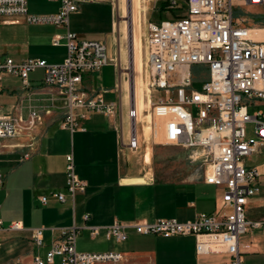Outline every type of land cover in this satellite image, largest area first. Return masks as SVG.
Instances as JSON below:
<instances>
[{"label": "built area", "instance_id": "built-area-1", "mask_svg": "<svg viewBox=\"0 0 264 264\" xmlns=\"http://www.w3.org/2000/svg\"><path fill=\"white\" fill-rule=\"evenodd\" d=\"M57 1L59 8L52 14H30L27 0H0V19L21 20L28 25H48L64 29L53 35L51 43L59 46L64 40L66 57L59 64L28 58L15 61L0 56V82L3 77H18L23 87L28 86L31 73L42 71V83L52 88L64 103L62 126L70 131L83 130L81 122L92 113L107 116L122 109L120 79L114 86L119 101H106L101 94L87 91L82 83L83 74L101 70L104 66L118 67L110 59L104 42L79 39L69 29V17L78 11V0ZM183 3V4H182ZM264 0H168L169 10L184 13L158 22H148L145 35V114L149 116L150 130L157 132L161 122L163 144L184 148L191 160L203 165V181L220 189V206L214 213H199L192 219L179 221L161 218L152 222L114 221L106 226H77L64 228L51 239L44 257L36 253L31 264H107L123 259L121 252L105 251L82 253L76 249V237L88 230L91 237L102 231L106 240L122 243L130 231L142 235L194 236L195 251L199 256L225 253L233 264H241L240 236L260 230L264 233V217L250 220L245 207L249 198L258 194L259 173L248 167L246 159L264 145V121L250 114L249 105L264 101V39L250 28L246 19L234 17L235 8L263 4ZM197 68L196 72L193 69ZM195 84H200L198 89ZM153 92L161 94L152 100ZM128 101L129 136L123 140L122 125L117 127L121 147L135 152L139 147L136 125L140 113L134 92ZM47 112V111H46ZM40 120L37 109L31 108L27 118L0 117V153L3 142L22 129H32ZM247 125H251L250 136ZM29 154L23 155L27 159ZM65 191H52L41 196L45 205L49 198L64 203L69 196L74 201L77 193L84 192L87 183L75 173L72 153L65 156ZM3 185L0 173V188ZM89 214H83L84 222ZM0 221V232L3 229ZM5 230H23L19 222H11ZM45 228L31 230V240L37 249L43 247ZM53 232V229H51ZM1 245V241H0ZM7 264V263H0ZM14 264H21L20 262Z\"/></svg>", "mask_w": 264, "mask_h": 264}, {"label": "crops", "instance_id": "crops-1", "mask_svg": "<svg viewBox=\"0 0 264 264\" xmlns=\"http://www.w3.org/2000/svg\"><path fill=\"white\" fill-rule=\"evenodd\" d=\"M78 1H81L78 9L82 3H106L111 5V11L115 8L118 13L122 14V4L127 5L126 0ZM53 2H56L57 6L52 13H56L59 3ZM243 8H246L253 18L251 24L246 20L248 27L264 28V3ZM28 12H30L29 6ZM78 15L80 12L70 15L69 29L79 39H95L96 37L89 34L86 28L77 24ZM111 24L113 25L114 22L112 21ZM117 27L115 52H109L105 41L95 40L105 43L108 57L116 59L118 67L108 65L97 72L83 74L82 83L87 91L101 94L106 101H119V95L114 91V86L120 79L122 109L117 110L111 116L101 113L90 114L81 122L83 130L72 132L62 126L64 103L61 100H55L53 106L49 107L50 97H56V94L52 88L43 85L41 70L30 74L27 87H23L20 79L14 76L6 75L0 82V117L18 116L25 120L31 108L38 109L40 114V120L32 129H22L13 137L4 140L0 153V173L1 169L4 170V173H1L2 179L3 175H8L10 188L14 184V177L11 176L16 171L22 170L25 177L24 186L18 196L20 204H16L18 201H12L11 204L9 200L8 203L7 201L4 203V208L7 209L13 208L14 204L21 206L23 213L10 220L19 222L23 230L7 231L5 228L10 223H3L4 230L0 232L2 234L0 263L31 264L32 257L36 253L44 257L52 238L58 236L62 229L69 228L73 224L77 225L78 209L82 212V216L89 214L90 218L86 222L80 218L82 224L77 226H106L114 221L152 222L161 218L185 221L199 213H214L220 206V189L203 181V169L196 168L199 162L190 159L189 151L184 152V173L177 174L174 178L162 179L160 171L166 168L158 169L151 165L154 153H157L159 158L165 155L166 159H172V152L155 151L153 145L147 144L146 114L143 112L145 108L142 109L136 125L138 149L132 152L126 147H120L117 131L120 123L124 143H127L129 136L130 122L127 109L130 95H132L134 63L131 36L128 34V48L123 29L125 26L118 21ZM1 30L0 56H8L15 61L28 58L41 59L50 64H59L66 57L64 40L60 41L59 46H53L51 43L53 35L64 33V29L48 25H28L21 20L0 19ZM254 34L256 35V31ZM107 68H111L116 74V81L114 77L108 83L103 82L102 75ZM154 100L152 94L151 101ZM253 105L264 106V101H255ZM256 112L261 113L257 118L264 121V110H257L252 114ZM56 129L70 132V152L73 153L75 173L87 183V187L84 192L75 195L73 203L69 196L64 203L49 198L45 207L35 209L32 204L26 202L25 198L28 200L32 195L35 197L48 195L52 191L66 193L64 187L66 155L64 156V153L59 157L61 159L60 169L54 168V151L57 146ZM26 153L29 157L23 159ZM253 155H258V158L251 160ZM253 155L246 159L245 164L257 169L260 191L249 198L245 210L248 219L258 220L264 217V145L260 146ZM169 170L172 172L171 168ZM5 184V179H3L1 188L5 187ZM10 188L8 186L7 190L9 191ZM251 212H255L254 215L250 216ZM51 225L56 226L53 232L46 228ZM41 226L45 228L44 245L37 252L30 236L32 229L41 228ZM100 235L104 233L101 231L98 236ZM163 241H166L164 242L166 246L162 248ZM126 242L129 248L125 250L121 247ZM105 251L121 252L123 255V259L118 263L107 264H233L231 256L225 253L197 255L195 237L191 235L164 238L157 235L142 236L130 231L126 241L114 242L111 246L95 252ZM240 252L241 264L245 260L244 256L253 257L264 264V233L260 230H253L240 236ZM247 264H250V261Z\"/></svg>", "mask_w": 264, "mask_h": 264}, {"label": "rangeland", "instance_id": "rangeland-1", "mask_svg": "<svg viewBox=\"0 0 264 264\" xmlns=\"http://www.w3.org/2000/svg\"><path fill=\"white\" fill-rule=\"evenodd\" d=\"M90 1V0H89ZM93 1V0H91ZM163 0H135L136 6H137V16L138 21L136 23V30H137V38L136 40V46L137 51L139 54L138 61L143 59V63L145 64V35H146V26L148 22H156L163 19H169L174 17L171 12H166L159 14V4ZM181 1V0H180ZM126 3V2H125ZM27 6H29L30 14H52L54 9L56 8L57 4L56 2L47 3L45 0H27ZM127 4V3H126ZM183 4V3H182ZM124 5L122 4V8ZM183 7V6H182ZM181 7V8H182ZM185 8L183 7V10L180 11L182 14L184 13ZM35 12V13H33ZM80 12V15L77 16V24L81 25L82 27L86 28V31L91 34L92 36L96 37L95 39H101L106 42L109 52L113 53L116 50V38H117V30H118V20L122 23V25L130 26L129 16L126 15L123 12L118 13L115 8L111 11V5L106 3H99V4H85L82 3L80 8L78 9L77 13ZM127 16V17H125ZM145 16V20H144ZM234 17L244 18L248 21V23H252L253 18L250 13L246 11V8H235L234 9ZM124 21H123V20ZM112 21L114 24L112 25ZM125 22V23H124ZM2 30L0 31V33ZM127 40V41H126ZM125 43L128 44L129 48V38L128 36H125ZM129 50V49H128ZM50 64V63H49ZM144 68V67H143ZM197 68L193 69V72H196ZM116 74L112 72L111 68H107L104 70L102 78L103 82L108 83L112 81L115 77V81L117 80L115 76ZM117 82V81H116ZM200 87V84H195V88L198 89ZM160 92H153V98L156 99L157 96H159ZM43 108V107H42ZM38 110V109H37ZM257 110H264V106H255L253 104L249 105L248 111L250 114H252L254 111ZM39 111V110H38ZM26 119V118H25ZM158 122V128L157 132L153 134V130L149 131V136L147 138V144L153 145V150L155 151H171L172 152V159H166L165 155H162L161 158H159V155L157 153L153 154L152 157V166L156 168H166V170L163 169V171H160V175L162 179H168V178H174L177 174L184 173V152L188 151L184 148L172 146V145H165L163 144V133L161 129V122ZM149 126V124H148ZM150 127V126H149ZM250 129L251 125H247V133L248 136H250ZM55 139L57 142V146L55 147V159H54V165L55 169H60L61 165V159L59 158L63 153L64 156L67 154H71L70 152V132L65 131H58L56 129L55 131ZM157 136V137H156ZM154 138V139H153ZM121 147V146H120ZM73 155V153H72ZM258 158V155H253L250 159L256 160ZM171 163V164H169ZM169 165V166H168ZM203 169V165L198 163L196 164V168ZM169 168L172 169V172H170ZM1 173H4L1 169ZM22 170L16 171L11 177H14V184L11 186L8 185V175H3V179H5V187L0 189V221H2L4 224L11 223L10 219H12L15 216L21 215L22 208L20 205V198L18 197L20 195V190L24 186V175L22 174ZM9 186V191L7 190ZM45 193V192H44ZM219 193V191L217 192ZM41 196L32 195L28 198H25L26 202L28 204H32L33 208H41L44 205H41L39 203V198ZM8 200L12 204V201H18L13 208H4V203ZM45 207V206H44ZM255 212H251L249 214L250 216L254 215ZM82 212L80 210H77V225L82 224ZM5 217H8L9 219H6ZM81 218V219H80ZM72 226V225H70ZM69 226V227H70ZM43 227V226H41ZM48 230L55 229L56 226L51 225L46 227ZM2 234L0 233V237ZM166 241H163V246ZM114 242L106 240L104 238V235H100L97 237H91L90 233L87 230H81L79 235L76 237V248L78 252L82 253H88V252H95L102 248H105L107 246H111ZM127 242L124 243V245L121 247L122 249H128L129 247L126 246ZM161 248V247H160ZM44 253V249L42 250V255ZM245 260L242 262V264H247L248 261H250V264H261L260 260L257 261L255 258L250 256H244ZM56 264H59V260L56 259Z\"/></svg>", "mask_w": 264, "mask_h": 264}, {"label": "bare ground", "instance_id": "bare-ground-1", "mask_svg": "<svg viewBox=\"0 0 264 264\" xmlns=\"http://www.w3.org/2000/svg\"><path fill=\"white\" fill-rule=\"evenodd\" d=\"M128 1H129V4H128ZM126 3H127V5L123 7V12L129 16L130 26L128 27L125 25V27L123 29H124V32L126 34V37L128 36V34H130V36H131L132 58H133V63H134L133 70H134L135 98H136V102H137V106H138V111L141 115L142 109L145 108V102H144L145 84H144V68H143L144 63H143V59L138 61L139 54L137 51L136 40H135V38H137L136 23L138 21L137 10H136L137 6H136L135 0H126ZM125 17H127V16H125ZM256 36L264 39V30L256 31ZM145 119H146V121H149V116L145 115ZM145 130H146V134H148V136H149L150 127L148 126V124L145 127Z\"/></svg>", "mask_w": 264, "mask_h": 264}, {"label": "trees", "instance_id": "trees-1", "mask_svg": "<svg viewBox=\"0 0 264 264\" xmlns=\"http://www.w3.org/2000/svg\"><path fill=\"white\" fill-rule=\"evenodd\" d=\"M167 5H168V0H163V1L160 2V4H159V14L166 13V12H171L173 16H177V15H179V13H181L180 11L183 10V7L180 8L179 10H169Z\"/></svg>", "mask_w": 264, "mask_h": 264}]
</instances>
